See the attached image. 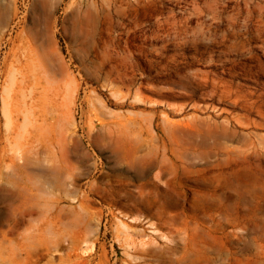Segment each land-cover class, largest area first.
I'll return each mask as SVG.
<instances>
[{"label":"rangeland","instance_id":"rangeland-1","mask_svg":"<svg viewBox=\"0 0 264 264\" xmlns=\"http://www.w3.org/2000/svg\"><path fill=\"white\" fill-rule=\"evenodd\" d=\"M0 33V209L39 206L0 264H264V0H0ZM23 76L78 141L67 192L5 180Z\"/></svg>","mask_w":264,"mask_h":264},{"label":"bare ground","instance_id":"bare-ground-1","mask_svg":"<svg viewBox=\"0 0 264 264\" xmlns=\"http://www.w3.org/2000/svg\"><path fill=\"white\" fill-rule=\"evenodd\" d=\"M47 62L52 68L54 67V61L50 58H47ZM56 71L58 74L64 72L59 63L56 66ZM25 79L26 77L23 76L16 84L17 92L23 99V101L20 99L23 108L18 109L19 113L26 120L28 119L32 127V134H27L19 149L9 156L11 173L5 177V180L9 183L6 184L14 187L17 182H11V179H18L16 171L23 170L34 176L35 190L39 195L43 186L49 191L54 188H62L64 192H67L68 188H74L77 174L72 173L66 179H59L56 174L59 170L56 168L64 167L66 169L71 168L74 171L78 170L75 157L74 162H71L73 157L69 159L71 154L74 155L78 147V141L74 133L64 124V115L58 111L56 95L53 98L45 97L42 104H37L34 98V86L30 83L26 84ZM51 174L53 178H51ZM2 182L3 178L0 177V183ZM4 190L0 189V203L5 202L11 195L9 191L10 195L4 193ZM24 208L25 213L21 215L16 214L17 207L9 210V213L5 209H0V247L5 243L2 238L1 227H5L3 235L12 236L25 224V216L39 215V206L37 205L33 212L27 211V207ZM54 219H61V215L49 214L50 224H53ZM35 221L38 222V219H35Z\"/></svg>","mask_w":264,"mask_h":264}]
</instances>
